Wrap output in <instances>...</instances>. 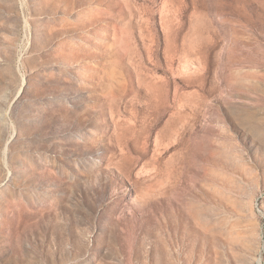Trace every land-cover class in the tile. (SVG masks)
<instances>
[{
	"label": "rangeland",
	"instance_id": "rangeland-1",
	"mask_svg": "<svg viewBox=\"0 0 264 264\" xmlns=\"http://www.w3.org/2000/svg\"><path fill=\"white\" fill-rule=\"evenodd\" d=\"M0 264H264V0H0Z\"/></svg>",
	"mask_w": 264,
	"mask_h": 264
}]
</instances>
